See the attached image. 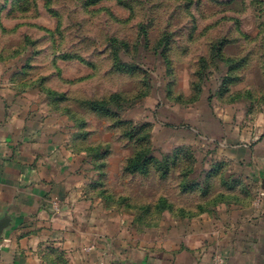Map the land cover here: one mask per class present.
<instances>
[{"label": "rangeland", "instance_id": "1", "mask_svg": "<svg viewBox=\"0 0 264 264\" xmlns=\"http://www.w3.org/2000/svg\"><path fill=\"white\" fill-rule=\"evenodd\" d=\"M0 97L71 162L81 264L216 262L219 224L264 219V0H0Z\"/></svg>", "mask_w": 264, "mask_h": 264}, {"label": "crops", "instance_id": "2", "mask_svg": "<svg viewBox=\"0 0 264 264\" xmlns=\"http://www.w3.org/2000/svg\"><path fill=\"white\" fill-rule=\"evenodd\" d=\"M11 109L0 97V218L9 215L14 222L0 238V264L37 263L34 253L44 242L45 264H59L66 250L70 264H81L74 256L82 245L74 236L81 232L75 223L76 213H71L76 208L72 204L70 211L67 209L64 199L70 188L59 177L71 162L58 160L55 147L46 150L42 127L33 129L26 118L18 122ZM260 216L264 217V211ZM244 222L218 225L220 257L216 262L210 255L198 256L188 238H181L178 247L172 248L176 253L166 252L169 256L159 255L150 264H264V219ZM105 259L113 264L112 258ZM84 261L99 264L92 255ZM123 264L140 263L125 260Z\"/></svg>", "mask_w": 264, "mask_h": 264}, {"label": "trees", "instance_id": "3", "mask_svg": "<svg viewBox=\"0 0 264 264\" xmlns=\"http://www.w3.org/2000/svg\"><path fill=\"white\" fill-rule=\"evenodd\" d=\"M163 41H165L166 44H169L168 38L164 39ZM119 65L123 71H127V72H134L136 69L135 66H127L125 64H119ZM120 97L121 96L117 95L116 99L119 100ZM86 105H88L91 108V110H93L95 112H99V113L101 112V113H106V114L111 113L110 106L108 105V103L106 101H92V102L86 103ZM60 261H61V259H60ZM59 264H61V262Z\"/></svg>", "mask_w": 264, "mask_h": 264}, {"label": "water", "instance_id": "4", "mask_svg": "<svg viewBox=\"0 0 264 264\" xmlns=\"http://www.w3.org/2000/svg\"><path fill=\"white\" fill-rule=\"evenodd\" d=\"M264 188V185H263ZM14 226V222L11 216L5 215L0 218V238H2L6 231Z\"/></svg>", "mask_w": 264, "mask_h": 264}]
</instances>
